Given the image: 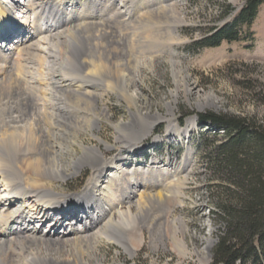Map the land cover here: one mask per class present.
Wrapping results in <instances>:
<instances>
[{"label": "bare ground", "instance_id": "6f19581e", "mask_svg": "<svg viewBox=\"0 0 264 264\" xmlns=\"http://www.w3.org/2000/svg\"><path fill=\"white\" fill-rule=\"evenodd\" d=\"M136 5L137 0H0V101L6 100V110L0 109V128L6 130L0 135V264H90L85 247L95 250L102 242L116 243L133 255L143 243L144 229L161 234L160 228L153 229L154 221L175 208L163 207L164 214L148 219L150 203L163 206L174 192L169 174L158 167L129 171L120 156L105 160L99 148L76 141L82 153L73 163L79 169L83 163L93 165V181L72 196L48 183L71 176L62 165V152L75 148L56 140L97 129L100 116L107 114L99 109L98 96L87 91L103 82L97 74L104 69L100 37L93 44L91 35L118 32L119 42L126 38L129 48L121 64L140 66L134 46L145 48L147 42L132 35L148 27L151 1H142L144 18ZM122 26L128 27L130 39L129 33L123 38ZM89 45L95 52L81 57ZM136 71L118 72L117 80L107 83L112 91L122 88L130 105L137 98L132 89ZM132 115L142 130L133 123L118 127V139L131 149L156 125L150 116ZM190 126L182 134H189ZM30 146L35 152L28 157ZM27 170L33 174L26 176ZM174 202L182 204L177 198ZM178 224L184 225L181 218L163 228L173 232L174 247L184 253L187 245L177 235ZM91 264L104 263L97 257Z\"/></svg>", "mask_w": 264, "mask_h": 264}, {"label": "rangeland", "instance_id": "374dc122", "mask_svg": "<svg viewBox=\"0 0 264 264\" xmlns=\"http://www.w3.org/2000/svg\"><path fill=\"white\" fill-rule=\"evenodd\" d=\"M142 1L137 0L139 9ZM150 1L148 10L151 11V20L147 28L141 26L136 33L133 32V37L128 27L121 28L123 38L129 33V39L132 37L140 39L142 43L147 42L145 48L142 45L136 48L135 45L133 49L140 66L121 64L127 61L129 48L126 38L119 42L122 37L118 32L94 33L91 37L87 34L93 44L96 43L94 38L100 37L104 52L101 62L105 60V63L102 62L104 69L97 74L103 82L87 91L98 96V107L107 114L100 116L97 129H83L76 137L70 135L64 140H56L75 148V151L66 148V153L62 152V165L71 176L64 181L52 180L48 183L57 191L72 196L93 181V165L83 163L79 169L73 163L82 153L75 141L99 148L105 160L120 156V163L129 171L158 167L159 172L169 174L170 182L167 183L174 185L175 190L173 188L174 192L170 193L172 196L165 205L150 203V212L153 213L148 215V219L151 221L154 215L164 214L163 207L175 206L173 211L168 210L163 217L154 221L153 229L160 228L162 234L164 226L170 225L175 218H181L184 225L178 224L177 235L184 238L187 249L183 253L174 247L170 229L164 235L144 229L143 243L133 255L116 243L102 242L95 250L85 247V256L90 264L95 263L97 257L104 264H210L212 250L224 225L215 214L218 207L213 185L217 181L205 157L206 145H210V140L215 138L211 133L215 130L211 126L201 125L199 114L211 111L253 116L264 123V5L252 24L250 40L240 43L223 41L220 45L208 46L203 44V40L230 24L244 0ZM229 7L233 8L230 12L227 10ZM141 10L140 16L144 18V7ZM158 12L161 18H157ZM245 30L246 26L241 28L242 35ZM93 48L89 45L81 57H91L93 54H89L95 50ZM147 59L152 61L150 66L146 65ZM133 71H136V81L132 89L137 98L135 104L130 105L122 88L115 92L107 83L116 81L118 72L130 75ZM0 109L6 110L5 99L0 101ZM133 112L143 117L150 116V123L155 122L156 125L131 149L121 138L118 139V127L123 123H133L137 130H142V123L133 118ZM189 124L192 131L187 135L182 134ZM4 132L6 130L0 128V135ZM178 132H181L180 137L175 135ZM106 144L112 148L107 149ZM32 150L35 152L33 147H28V157L33 155ZM3 152L0 153L2 159ZM25 172L26 176L33 174L29 170ZM175 198L181 200L182 204L176 206Z\"/></svg>", "mask_w": 264, "mask_h": 264}, {"label": "trees", "instance_id": "16d2710c", "mask_svg": "<svg viewBox=\"0 0 264 264\" xmlns=\"http://www.w3.org/2000/svg\"><path fill=\"white\" fill-rule=\"evenodd\" d=\"M262 5L264 0H244L231 23L214 31L203 44L250 40ZM198 120L216 130L211 132L215 138L206 145L205 157L217 181L213 185L215 214L224 225L210 264H264V123L253 116L211 111L200 113Z\"/></svg>", "mask_w": 264, "mask_h": 264}]
</instances>
